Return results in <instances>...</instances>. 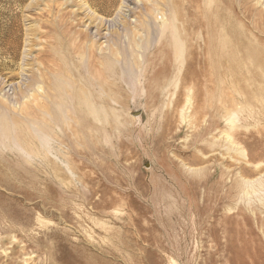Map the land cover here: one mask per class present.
<instances>
[{"label":"rangeland","instance_id":"obj_1","mask_svg":"<svg viewBox=\"0 0 264 264\" xmlns=\"http://www.w3.org/2000/svg\"><path fill=\"white\" fill-rule=\"evenodd\" d=\"M168 1L0 0V264H264V0Z\"/></svg>","mask_w":264,"mask_h":264},{"label":"bare ground","instance_id":"obj_2","mask_svg":"<svg viewBox=\"0 0 264 264\" xmlns=\"http://www.w3.org/2000/svg\"><path fill=\"white\" fill-rule=\"evenodd\" d=\"M175 1L176 0H170V1H168V3L171 5V7H173ZM106 2H107V0H106ZM200 2H201L200 0H183V11H184L183 14H180L177 16L176 14L174 15V13H172L170 16H164V17L161 16V19L163 18V20H162L163 25L170 26L171 29H173L174 33H176L177 29H179L180 27H183V30H186L188 33L191 32V30L194 28L207 29V28H210V26H212V27L217 26V27H222V29L223 28L229 29V23H230L232 17L229 18V17L225 16V14H224L227 7H231L233 12L238 13L237 15H239L241 13L242 14L241 16L243 19L248 18V16H249V10L247 8H245L242 5L237 6L234 3L229 2L228 0H220V2L216 3L215 5L210 6L209 8L202 7L199 4ZM157 4L162 5L159 2ZM164 4H166V2H164ZM205 11H207L206 15H204ZM216 12H217V14L218 13L220 14V18H217V17L214 18L215 16L213 14ZM217 27H216V29H217ZM219 29H221V28H219ZM163 31L164 30H161V33ZM204 42H208V41H204ZM96 98L98 99V97H96ZM94 100H95V98H94ZM28 110H29V108L26 109L27 114H29ZM79 111L82 112V111H87V110L81 109ZM88 119H90V118H88L86 116V120L89 122L90 120H88Z\"/></svg>","mask_w":264,"mask_h":264}]
</instances>
